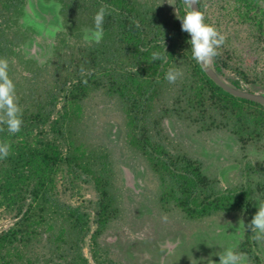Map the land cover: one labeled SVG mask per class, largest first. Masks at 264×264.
<instances>
[{"label":"trees","instance_id":"16d2710c","mask_svg":"<svg viewBox=\"0 0 264 264\" xmlns=\"http://www.w3.org/2000/svg\"><path fill=\"white\" fill-rule=\"evenodd\" d=\"M40 2L55 10L58 24L50 54L39 62L24 49L42 28L29 13L30 0H0V57L9 60L23 119L15 135L0 125V142L11 145L0 160V213L11 220L0 229V264H124L101 242L123 214L115 150L96 128L104 108L118 117L126 156L153 177L160 210L188 221L247 213L251 206L255 214L253 194L264 198L261 165L247 162L246 184L222 189L165 126L171 120L198 131L223 129L242 148L264 143V105L225 91L192 58L177 18L185 14L184 0ZM101 6L110 14L97 44L85 36ZM198 6L226 37L211 63L217 73L237 87L264 88L263 74L232 43L242 38L263 56L261 0H199ZM154 52L164 59L153 61ZM170 69L183 73L175 84L165 79ZM82 189L90 196L72 202ZM257 245L246 228L237 252L264 264Z\"/></svg>","mask_w":264,"mask_h":264},{"label":"rangeland","instance_id":"374dc122","mask_svg":"<svg viewBox=\"0 0 264 264\" xmlns=\"http://www.w3.org/2000/svg\"><path fill=\"white\" fill-rule=\"evenodd\" d=\"M261 2L264 4V0ZM55 7L58 8L56 4ZM29 10L42 28L39 33H32V39L24 49L39 62L44 61L54 43L52 32L58 24L56 12L51 6H43L40 0H30ZM232 43L246 64L264 76V50L263 56L258 57L244 39L234 36ZM242 87L264 91V88L246 82H242ZM165 126L172 136L183 140L190 151L201 158L204 172L217 177L222 189L246 184L247 162L255 169L260 165L264 168L263 142L242 148L231 133L223 129L198 131L171 120H165ZM96 128L114 148L122 175V217L101 237L102 244L113 258L124 264H219V255L226 248L238 250V243L246 231L245 225L254 215V206L247 213L233 211L201 221H188L175 211H162L153 201L156 189L153 177L141 161L126 156L117 115L109 109H102L98 113ZM89 196L90 192L82 189L80 194L69 198L72 202H79ZM10 223L9 217L0 213V229ZM257 244L256 250L263 255L264 261V243ZM85 253L89 256L87 247Z\"/></svg>","mask_w":264,"mask_h":264},{"label":"clouds","instance_id":"9594fccd","mask_svg":"<svg viewBox=\"0 0 264 264\" xmlns=\"http://www.w3.org/2000/svg\"><path fill=\"white\" fill-rule=\"evenodd\" d=\"M184 4L187 6L185 14L177 15L181 22V30L190 36L188 43L191 46L192 58L198 65L207 68L220 55L218 49L224 45L226 37L216 26L205 22L204 13L196 7L199 0H184ZM109 14L106 6L99 8L93 18L94 28L87 30L86 40L90 38L97 44L101 42L105 16ZM136 27H139L138 23ZM162 59L164 58L160 53L152 54L153 61ZM182 76V72L170 69L165 79L169 84H175ZM22 124V108L17 100L15 83L9 76V60L0 57V125L6 126L8 133L15 135L21 131ZM0 131H4V128L0 127ZM10 152L11 145L0 142V160L7 158ZM253 200L256 202L257 211L245 226L253 233V239L257 243H264V198L254 193ZM163 219L166 221L167 217ZM219 264H249V259L244 253L228 247L219 255Z\"/></svg>","mask_w":264,"mask_h":264},{"label":"water","instance_id":"95a60500","mask_svg":"<svg viewBox=\"0 0 264 264\" xmlns=\"http://www.w3.org/2000/svg\"><path fill=\"white\" fill-rule=\"evenodd\" d=\"M199 9V6H196ZM185 9L187 10V6L185 5ZM203 70L205 73L221 88H223L225 91L229 92L230 94L237 96V97H242L246 98L249 100L256 101L262 105H264V91L261 90H248L243 87H237L233 84H231L229 81L224 79L221 75L217 73V71L214 69L212 64L207 66V68L203 67ZM261 88V87H258Z\"/></svg>","mask_w":264,"mask_h":264}]
</instances>
